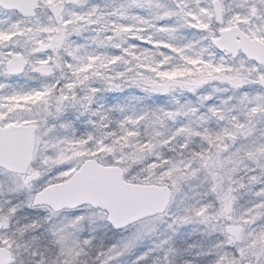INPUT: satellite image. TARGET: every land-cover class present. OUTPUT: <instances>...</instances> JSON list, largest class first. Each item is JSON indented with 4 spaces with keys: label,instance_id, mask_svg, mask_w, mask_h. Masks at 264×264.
<instances>
[{
    "label": "snow or ice",
    "instance_id": "snow-or-ice-1",
    "mask_svg": "<svg viewBox=\"0 0 264 264\" xmlns=\"http://www.w3.org/2000/svg\"><path fill=\"white\" fill-rule=\"evenodd\" d=\"M0 264H264V0H0Z\"/></svg>",
    "mask_w": 264,
    "mask_h": 264
}]
</instances>
